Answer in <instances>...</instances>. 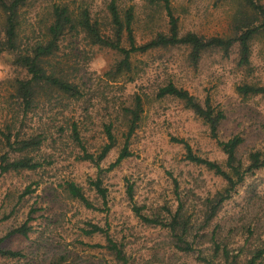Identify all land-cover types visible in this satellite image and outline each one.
<instances>
[{
	"label": "rangeland",
	"instance_id": "obj_1",
	"mask_svg": "<svg viewBox=\"0 0 264 264\" xmlns=\"http://www.w3.org/2000/svg\"><path fill=\"white\" fill-rule=\"evenodd\" d=\"M170 1L182 35L232 34L237 8L233 0ZM257 1L264 5V0ZM112 2L123 14L133 9L138 44L169 32L166 10L148 0H36L22 10V48L42 37L54 4H67L75 11L89 9L106 31ZM14 58L9 53L0 56V126L14 124L13 134L20 139L41 137L42 145L30 156L43 166L7 174L0 169V220L8 217L0 222V239L32 218L28 237L15 235L2 243L3 248L25 256L0 257V264H52L61 257H65L63 264H124L105 247H97L106 246L104 235L84 234L88 224L108 230L112 239L124 245L126 264H199L197 255L174 247L168 229L145 224L133 211L138 206L146 216L169 218L182 204L193 236H201L207 200L227 187L222 177L186 157L188 144L195 155L225 166L227 157L208 124L182 101L161 98L159 92L173 84L202 104L209 99L226 117L219 126V139L242 137L238 158L247 166L252 152L264 151V96L243 97L237 88L264 86V34L252 43L249 67L239 66L238 45L229 54L209 49L198 63L191 61L188 47L176 46L133 55L131 69L123 73H116L123 59L118 52L91 46L83 36L68 37L57 61L80 87L81 98L48 92L27 113L16 97L15 83L28 76L14 64ZM138 97L142 112L128 142L131 156L108 170L125 147L131 128V116L125 111L136 108ZM74 124L86 151L96 156L107 144L106 127L111 126L116 146L99 166L83 159V148L74 139ZM98 177L107 190L106 204L91 186ZM68 182L79 186L96 209L73 199L66 191ZM29 187L34 193L19 201ZM215 226L220 234L230 235L232 249L248 240L245 260L251 258L247 252L264 249V168L246 176L207 231ZM258 264H264V257Z\"/></svg>",
	"mask_w": 264,
	"mask_h": 264
},
{
	"label": "trees",
	"instance_id": "obj_2",
	"mask_svg": "<svg viewBox=\"0 0 264 264\" xmlns=\"http://www.w3.org/2000/svg\"><path fill=\"white\" fill-rule=\"evenodd\" d=\"M34 1L36 0H0V15L2 17L0 20V56L6 53L15 55L14 64L23 68L27 73L28 78L17 80L15 83L16 97L20 105L24 107L25 113L33 108L37 101L47 95L48 92H58L72 99L81 98L80 87L71 82L64 65L57 61L61 44L68 37L83 36L91 46H99L118 52L123 56V59L118 64L116 73H123L131 69L133 55L147 53L153 49L176 46L188 47L191 61L198 63L202 54L209 49H220L225 54H229L238 45L239 66L249 67L251 65L252 43L256 37L264 34V5L257 0H233L237 4V8L233 18L232 34L211 38H205L195 33L182 35L179 30L178 19L172 11L171 1L148 0L152 6L162 5L164 7L170 19V29L167 34L158 33L145 44H138L136 40L133 27L135 20L133 9H129L123 14L116 3L112 2L108 8L109 24L105 31L103 24L93 19L89 9L83 8L75 11L69 5L59 3L51 7L49 12L51 22L46 27L42 37L28 45L27 48H22L20 42L22 10ZM237 91L243 97L264 96V86L245 84L238 86ZM168 96L182 101L188 109L208 124L212 138L217 140L218 146L227 157L225 166L195 155L188 144H186V157L190 162L205 166L222 177L226 181L227 187L223 192L216 194L214 198L207 200L205 218L202 224V230L205 232L201 236H193L192 222L190 218L185 216L182 204L176 212H170L169 218L156 214L146 216L142 213V208L138 206H134L133 211L145 224L168 229L173 238L174 247L187 255H197L196 260L199 264H258L264 257V249L247 252L251 258L245 260L244 254L248 248V240L243 246H239L235 250V248L232 249L228 240L230 235L220 234L218 226H215L211 232L207 230L218 216L222 205L232 197L246 176L264 168V151L252 152L249 155V164L245 166L238 158V149L243 144V138L234 136L227 141L219 139V126L226 118L222 110L213 107L209 99L202 104L187 90L178 88L173 84H169L159 92L161 98ZM125 112L131 116L130 132L117 161L111 164L108 170L117 167L124 159L131 156L128 142L140 121L141 99L137 98L134 110L126 109ZM13 130L14 124L12 123L6 124L4 127L0 126V145L2 146L0 169L2 174L41 169L43 165L30 154L40 148L43 143L42 138L20 139L18 135L13 134ZM73 133L75 141L83 148V159L95 163L97 166L106 159L116 146L117 140L111 126L106 127L108 142L97 156L86 151L75 124ZM91 186L106 204L107 190L103 187L101 178L98 177L91 181ZM66 191L86 208L96 209V206L75 183H66ZM31 193H34V190L30 187L27 188L20 196L19 201ZM129 193L132 199V187H129ZM6 219L8 217L1 219L0 222ZM31 221L32 218L30 217L24 225L13 229L6 238L0 239V257L18 259L25 256L21 252L3 248L2 243L8 237L15 235L28 237L32 229L29 226ZM88 226V230H83L85 235L102 234L106 237V246L98 245L97 247H105L116 260L124 264L127 263L124 245L112 239L108 230L99 225L88 224ZM197 239L201 240V244L198 245ZM64 261L65 257H61L52 264H63Z\"/></svg>",
	"mask_w": 264,
	"mask_h": 264
}]
</instances>
